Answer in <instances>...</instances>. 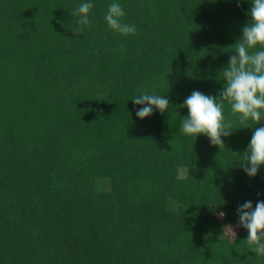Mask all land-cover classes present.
Returning a JSON list of instances; mask_svg holds the SVG:
<instances>
[{"label": "trees", "instance_id": "trees-1", "mask_svg": "<svg viewBox=\"0 0 264 264\" xmlns=\"http://www.w3.org/2000/svg\"><path fill=\"white\" fill-rule=\"evenodd\" d=\"M114 2L136 34L109 28ZM81 3L91 24L76 34ZM250 8L0 0V264H264L237 227L238 206L264 201V165L240 166L264 124L244 127L225 102L224 147L180 131L194 90L219 95ZM145 91L167 111L137 117Z\"/></svg>", "mask_w": 264, "mask_h": 264}, {"label": "clouds", "instance_id": "clouds-1", "mask_svg": "<svg viewBox=\"0 0 264 264\" xmlns=\"http://www.w3.org/2000/svg\"><path fill=\"white\" fill-rule=\"evenodd\" d=\"M240 0H237L239 6ZM92 3H81L73 12L79 17V25L72 31L83 32V26H90ZM250 20L242 27V36L232 45L235 54L231 55L227 67L222 70L223 87L218 96L206 95L194 90L181 107L188 109L182 120L180 131L189 136L206 135L212 145L224 147L222 137L230 136L233 129L231 121L223 115L225 102L233 115L244 127H250L249 120L257 125L264 124V0H251L248 12ZM125 12L119 3H112L105 16L107 25L123 35L136 34L134 24L122 22ZM136 105H143L136 111V116L144 119L153 114L154 109L161 114L167 111L170 101L166 96L143 92L132 99ZM171 144V143H170ZM244 154V163L240 166L254 177L264 165V126L256 127ZM239 221L237 227L247 229L244 240L246 245L258 256H264V201H258L253 208L251 201L238 206ZM221 217L224 213H219ZM230 238L236 237L232 226L224 228Z\"/></svg>", "mask_w": 264, "mask_h": 264}, {"label": "rangeland", "instance_id": "rangeland-1", "mask_svg": "<svg viewBox=\"0 0 264 264\" xmlns=\"http://www.w3.org/2000/svg\"><path fill=\"white\" fill-rule=\"evenodd\" d=\"M232 228H233V230L235 231V227H234V226H232Z\"/></svg>", "mask_w": 264, "mask_h": 264}]
</instances>
